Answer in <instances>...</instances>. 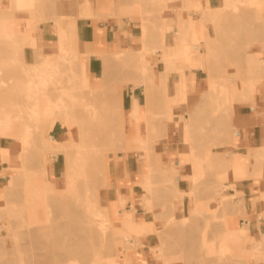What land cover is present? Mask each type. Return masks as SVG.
Instances as JSON below:
<instances>
[{
	"label": "rangeland",
	"instance_id": "obj_1",
	"mask_svg": "<svg viewBox=\"0 0 264 264\" xmlns=\"http://www.w3.org/2000/svg\"><path fill=\"white\" fill-rule=\"evenodd\" d=\"M87 1L89 0H0V117L5 119L11 126H18V128L9 129L6 125L2 126L0 124V135L3 132L0 136V147H4L7 150L4 151V149H1V152L4 157L6 156L5 152H7L8 155L3 161H1L0 165V252L2 251L1 254L3 253L2 256L0 254V257H3L4 259L8 258L6 261L1 259L3 262L0 263L10 261L12 256L16 257L19 254V258H17L18 256L16 257L17 260L19 259L18 262L13 260L15 257L12 259L14 262L16 261L15 263L30 264V262H28L30 261V255L27 256L28 251L21 247V244L24 246V244L28 242H22L24 240L23 237L26 236L24 233L28 231L29 227L39 225V223L35 222L36 219L42 217L45 219L47 215L46 213L52 209L51 205L55 203L54 199L57 198L55 196L59 197L64 193L69 192V189H71L72 186L68 189L64 184L67 173L66 170L68 169V166L72 164V161L75 163H73L70 168H75L74 164L77 165L78 163L81 166L82 164H80V162L83 159L81 163H84L82 165V170L84 171H79L80 174H82V177L80 176L82 183L80 184V180H77L80 179L79 177L75 178L76 182L73 181L74 177L71 174H73L74 171L72 173L70 172L71 174L69 173V176L73 179L68 177V183L69 181L73 183L75 182L74 184L76 186L79 185L77 187L81 186L82 188L80 187L79 191L77 188L75 189L74 185L70 192L77 195L79 194L80 198H83L84 196V202L87 200L86 198H88V201H86L88 203L90 200V203L93 202L94 199L98 197L99 207L96 206V208L93 206V208H91L89 206L88 212L90 213L92 211L90 213L91 217L88 216L90 217L88 220L89 222L86 221L88 224L85 222L87 226H90L91 228V235H89L90 233L87 234L89 235V237L87 236L89 244L87 242H83V244H88L89 247H86L90 250V252L88 250L90 256L88 255L89 258H86L87 256L83 255L86 259L83 258L81 260V255V258H78V261H74L72 264H92L96 260H101L100 264H134L129 258L130 254L145 246L150 248L152 258L150 261L140 264H163L164 261L165 263L168 262L167 264H187L186 262L188 261L189 264L190 260L192 262V260L196 258L195 256H199L197 250L200 251V249H205L206 247L204 246H209V252H207L206 248L205 250H202L200 254L205 251L206 253L213 255L209 256L210 254H207V256L206 253H203L204 255H202V257L205 255L210 257L208 259L205 256V259L209 261H207V264H220L222 262V264H264L263 234L255 235L249 233L247 227L242 229L236 228L237 231L235 236L239 237L242 232L243 237L239 240H232V235L227 233V229H229L227 216L234 211H238L240 206L237 204V195L230 196L226 193L227 181L230 179L246 177L245 162L243 159L241 160L240 166L242 168L240 169V174L235 168V164L238 166L237 161L242 157L235 153L243 145V141L246 140L247 127L262 126L261 121L264 116V74L262 73L263 76H259L263 77V80L257 84L258 91L254 97L252 96L253 98L250 95L251 98L249 99L247 95H245V97L241 96L242 98L239 97V99L235 98L238 101H240L241 98V102L243 98H247L248 101L245 100L247 103H245V101L242 103L237 102V100L230 102L228 98L224 100L218 91L220 88L219 84L226 83V76L233 78V80H241V77H243L245 73L250 75H245V78L243 77L244 79H249L250 77L255 76L249 72L243 73L244 70H241L243 68L239 69L242 64L245 67L247 63V70L255 66L249 58L252 56L251 53L254 57H257L261 65L264 66V50H262L264 49V0H256L257 3L256 1L251 2L249 0H242V2L241 0H232V2L235 3H233L234 5L230 0H226V2H224L225 0H220L219 8L215 11L214 9L213 11L210 10L212 13L210 12L209 16L213 15V17L211 16L212 18H209L211 22L207 21V12L209 10L202 9V4L200 2H193L191 0H189L188 3L184 2V0H148V3H145L146 0H103L102 2H99L98 0H90L92 4H88ZM223 2L225 5L228 2L230 3L223 6ZM239 3L241 5H239ZM244 3L245 5L248 3V5H252L255 8L253 9L252 6H248L252 9L249 8V12H246L247 6L244 5L246 8L243 7L242 9L245 8V17L242 16L244 14L241 13L243 11L241 10V7ZM220 8H222V12ZM225 8L227 10H225ZM228 10L229 14H226ZM239 10H241V12H239ZM203 12H206L204 16ZM215 12L221 13H218V15L215 16ZM223 12H225L224 15ZM198 13L200 15H198ZM230 14H234V17L237 16V20L233 17L232 21H228L232 17ZM238 14H242L241 17L238 16ZM225 16L230 18H227V20ZM254 16L255 18H253ZM184 17H189L195 22L197 21L196 23L200 25L205 36L211 38L210 42L212 40L215 45L218 44L220 46L222 44L220 41L221 39L217 37L218 35L219 37L224 38L223 42H225V44L220 46L223 49V52L226 50L224 52L225 54L223 53L224 56L220 50L221 48L218 45L214 47V44L212 43V49H214L213 52L216 53L219 49L220 52H218L221 53L220 57L221 55L222 57L220 59L218 56L219 53H217L218 55L215 54L216 57L213 55L211 58L212 61L209 60L208 63H205V65H209L207 66V69L199 66V60L206 59L205 52L208 50L207 41V45H204L205 39H201L199 42V51L196 52L195 48L192 47L196 42L193 41L192 36L189 34L187 35L190 36V38L188 37L187 39H190L188 41H190L189 44L193 50L192 57L194 58V65L191 66L189 60L181 63L178 61L176 62L175 60V57L184 58V54H186V52L184 53V50H186V43L180 40L181 38L179 39V43H177V40L174 41V37H176L177 33H180L178 28L180 22L179 19L182 21V18ZM203 17H207V19ZM221 18L223 19L221 20ZM204 19H206V22H204ZM106 20H114L118 23L126 22L134 27L141 37L135 39L133 46L124 53L117 56L103 57L105 66L103 78L100 81H96L93 88L89 85L88 79L86 78L84 58L78 49V31L80 25L85 24L88 21L104 22ZM233 20L237 23L238 21L245 20L240 22L242 24L239 23L240 26L242 25L244 27H240L237 24L240 27V30L234 25L235 22ZM144 22L149 33H147L149 35L148 40L152 43L151 44L148 41V48L150 50H148L146 57L148 65L153 67L154 70V74H150L151 76H154L149 79L153 80L154 78V80L152 82L150 81L151 83L149 84L151 85L149 89H145L146 86H136L135 82L140 78L132 71L131 66L128 63L130 61L129 53H137L142 49V26L145 25ZM228 23L230 24L228 25ZM231 24H233V26ZM224 26L226 28L230 26L232 29L227 30ZM242 28H245V34ZM154 31H156V33ZM157 31L160 32V34ZM43 32H47V34L53 39L50 43L51 48H53L52 54L44 52L42 41ZM150 34L156 39L150 37ZM243 34L244 36L246 35L245 38ZM156 35H159L160 37ZM228 35H230V39ZM158 41H161L162 44H160V42L158 43ZM244 41L246 44L248 42V49L246 47L247 45L244 44ZM153 44H156L155 47H153ZM209 45L211 46V44ZM143 46L148 49L146 43H144ZM156 47L157 49H155ZM204 47L207 48L205 49ZM151 49H153V51ZM246 49L249 50L248 52L250 55H248L249 53H247ZM164 52H166V55H164L166 56L165 58L163 57ZM228 53H231L232 55ZM217 58L220 59V63L226 64H223L224 66L219 64ZM227 59H233L236 62H230L227 61ZM242 59L243 61H241ZM209 62L214 63L213 66H215V68H218L221 73H226L227 75H222L223 78L218 75L221 79L216 78L217 76H214L215 73L211 74L210 72V67L213 66L212 64H209ZM9 71L15 76L12 75V73L10 74ZM75 71H78L77 74ZM213 71L217 72L218 70L213 69ZM73 72L75 73V76ZM220 72L218 74H220ZM181 73H184L186 80V87L184 89L186 90H184V95H177L176 89H179L180 91L183 90L182 81L174 86V84L179 81ZM241 73H243V76ZM8 74L11 76H8ZM215 75H217V73ZM191 77L198 78L196 86L191 85L192 82L189 83ZM259 77L257 76V78ZM215 78L220 79L218 80L220 82L214 80ZM211 80L214 82L217 81L215 82L216 84L219 83L218 90L215 92L220 95V98L216 93L211 96V93L214 92L205 96L208 91L210 92L209 83ZM8 82H11L13 86L10 83V87ZM7 86L10 90L5 91L8 89ZM133 89L142 94L143 100L145 101L144 109L147 112V117L143 118L142 109L138 106V99L135 98L132 103V110L129 113V117L131 121L141 124L142 134L136 130L129 139V136L125 131V124L121 121L125 118V112L122 114L120 106L118 108V105L123 102L122 91L124 90L128 96L131 95ZM86 91L89 94H87ZM201 94L205 95L201 97ZM89 95L92 96V98ZM96 95L99 97H96ZM203 97H206V99H203ZM88 98H91V100ZM98 98L100 99L97 102ZM199 98H202L203 103ZM86 99H88L89 102ZM250 99H253L252 102H249L251 101ZM135 101L136 107H134ZM93 102H95V104ZM99 103H102L101 106ZM218 104L220 107H217ZM197 105L201 106V108H198ZM80 107L83 111L85 110V112H81ZM209 107L211 109H209ZM206 108H208L210 112L212 110L216 114L219 113L215 111L221 108L219 111L223 116L221 114V116H216L215 120H217L218 117V120L216 121L218 122L217 124H212L214 122L213 119L211 123L213 126L210 124H208V126L207 123L205 125V121L208 122L215 115L213 112L210 113ZM90 110H93L94 114ZM111 110H113L114 113H112ZM199 110H201L202 113H198ZM205 111L209 112V116H207L208 112ZM76 112L78 114H75ZM79 112L81 115H79ZM97 113L100 115H97ZM206 113V117H209L210 119H204V114ZM90 114L93 115L90 117ZM109 114H115L116 116L112 115L111 118ZM211 114L214 115L210 117ZM73 115L77 119L78 116L80 117L78 120H75L74 118L73 121ZM84 116H87V118ZM96 116H100L101 118H97ZM224 116L227 117L223 118ZM200 117L204 119V121H202ZM111 119H114L113 123ZM79 120H81V122ZM210 122L211 120L208 123ZM219 123L221 125L224 124L226 128L219 125ZM88 125L91 126V131L87 128ZM103 125L108 127H105V130H103ZM214 125H218L219 128L214 127ZM32 126H34L35 129ZM151 126H156L157 128L155 129ZM210 127L214 129L210 130ZM121 128L123 131H121ZM150 128L155 129L156 132L154 130L153 133H151V130L149 131ZM223 128L224 130H221ZM30 130L34 131V133ZM216 130L218 132H216ZM88 131H90L91 135H89ZM61 132L63 133V137L61 136L59 138V133ZM32 133L34 136H31ZM149 133L152 135H149ZM239 135L241 136L239 137ZM206 136L208 137L206 138ZM38 139L40 143L38 141L36 142ZM121 139H124L125 144ZM64 140L68 141L65 143V146L68 148L70 146H74V148L77 147L75 149H78L79 152L81 151L82 155L81 152H76V155L73 154V156L69 155L71 156V159L73 157V160L71 161L66 154L59 153L58 151L61 150V146L64 145L62 142ZM123 145L125 146L123 147ZM58 146H60V150ZM48 147H51L50 150H54L50 151L47 149ZM72 147L69 149L75 150L72 149ZM165 147H169L170 150H165ZM129 151H131L130 153L143 151L144 165H149V172L145 177L146 181L142 185L144 195L140 198H136L133 194L129 204V207H132V211L124 212L123 217H117L115 214L113 218L109 214V200L107 197L109 186L107 178L108 162L110 158L116 157L119 153L127 154ZM33 153L34 155L36 154V156L33 157ZM54 155L61 157L59 160L62 168V175L60 178H53L52 166L54 163ZM102 155L104 159L101 157ZM76 157H79V159ZM34 159H36V162H34ZM66 160L67 163H69L68 166L65 162ZM68 160H70V162ZM29 161H31V164ZM92 163L94 164L92 165ZM178 163L180 165L179 167H177ZM185 164L191 166L194 175L191 182H189L191 190L187 194V197H185L186 194L180 193L181 190L177 187L176 182L177 176H179V178H184L182 171ZM263 164L264 150H262L256 158L255 169L258 177L263 176ZM93 166L96 169L93 168ZM197 168L201 169L199 176H196L194 173ZM90 171H95L97 174L95 175V173H91ZM77 172L78 171L74 174L79 176V173ZM92 174L96 177H94V175L92 176ZM16 177L17 179H15ZM83 177L86 179L84 180ZM95 179H97V181ZM99 180L101 181L98 182ZM21 187H23V189ZM66 189L68 191H66ZM17 190L21 191H18V195H16ZM76 190H78L77 193ZM83 193H86L88 196H80V194ZM51 195L53 196L52 198ZM21 196L22 198H20ZM48 199L49 202L51 200L50 204L47 203ZM79 201L82 203L81 199ZM86 202L85 204L87 205L88 203ZM119 202L121 207L126 210V204L128 202L122 197ZM22 205L24 208H21ZM179 205H184L185 207V218L181 220L176 219L175 215ZM19 207L22 210L19 209ZM87 209L85 211H87ZM138 209H141L142 212L151 214L154 222L149 223L137 221L143 217V215L138 214ZM19 210L24 212H20ZM22 213H24V215ZM86 214L88 215V213ZM86 214L84 215L86 216ZM23 219L25 220V223L22 221ZM82 219L84 220V218ZM183 222L185 226L187 225V228L190 225L192 229V223L193 228L196 227L197 229H192L191 231L193 232L189 230V232H191V236L189 235L190 238L195 234L198 235V237L199 235L201 237L204 233L207 235V240L204 236L205 234L203 235V238L201 237L203 240L200 237L197 240V237H195L196 235L194 236L195 238L192 239L197 244L201 239L200 244L203 247L201 248V245L198 244L196 249L197 244L195 245V243H193L195 246H193V244L190 245L195 247L194 252H197L195 254L192 253V247L189 248L188 241L184 235L186 232L187 235L189 234L188 229L182 227L183 229L181 228L180 232L185 229L186 232L184 231V233H182L183 235L181 234V237L180 235L178 238L176 237L177 233L175 231L177 229L179 232L178 228L184 225ZM180 223H182V225ZM23 224L25 227L22 226ZM173 224H175V226H173ZM178 224H180V226ZM19 225L21 228H19ZM168 227L169 230L173 228L176 229L175 231L174 229L173 231H167ZM22 230L24 231L22 232ZM195 230L196 232L194 233ZM171 232L172 236L174 234V237L171 236ZM180 232L178 234H180ZM11 235L12 238L10 239ZM175 237L178 240H176ZM26 239L29 240L28 237ZM183 239H185V241ZM204 239L207 242H205ZM170 240L173 244L175 243L173 248ZM179 240L181 243L178 242ZM192 240L189 242H193ZM18 241L20 242V245L18 244ZM174 241H177V243L180 244H177ZM204 243L207 244L205 245ZM176 244L179 247L184 246L189 249L188 251L185 248L188 253L190 252V254L192 253V256L194 255V258L192 259V256L190 254L188 255L186 251H180L183 248L181 247V249H178ZM11 246L15 248V250L9 248ZM173 249L174 252L172 251ZM177 249L180 253L177 252ZM8 250L9 252L11 251V253H14V251L16 253H12L13 255L10 253L12 256L6 257V252H8ZM23 250L24 252H22ZM23 253L26 255L24 259H28V261L23 259ZM183 253H187L190 260H187V256H185L186 254ZM165 257H168L166 258L168 261L164 260ZM199 257H197L196 260H193V262H195L192 264H201V259L199 262L197 261ZM223 257L227 260H223ZM169 258L171 260H169ZM87 259L89 260L85 261ZM205 259H203L204 264H206ZM23 260L25 262H23ZM183 260H186V262Z\"/></svg>",
	"mask_w": 264,
	"mask_h": 264
},
{
	"label": "bare ground",
	"instance_id": "obj_2",
	"mask_svg": "<svg viewBox=\"0 0 264 264\" xmlns=\"http://www.w3.org/2000/svg\"><path fill=\"white\" fill-rule=\"evenodd\" d=\"M99 2H102L103 0H98ZM117 1V0H116ZM141 1V0H140ZM145 1V0H144ZM148 0H146L145 1V3L147 2ZM188 1L189 0H184V2H186V3H188ZM227 1H229V0H227ZM231 1V3L233 4L234 2H232V0H230ZM234 1H236V0H234ZM240 1V0H239ZM247 1V0H246ZM249 1H251V2H255L256 0H249ZM258 1V0H257ZM257 1H256V3H257ZM260 1V0H259ZM217 2V1H216ZM224 2H226V0L224 1ZM224 2H223V6L225 5L224 4ZM238 2V1H237ZM241 2H242V0H241ZM87 3L88 4H92L91 3V1L89 0V1H87ZM142 3V2H141ZM144 3V2H143ZM148 3V2H147ZM218 3V2H217ZM228 3H230V2H228ZM228 3H226V5L228 4ZM195 4H197V3H195ZM235 4V3H234ZM233 4V5H234ZM127 5V4H126ZM125 5V6H126ZM129 5V4H128ZM213 5V4H212ZM225 5V6H226ZM232 5V6H233ZM239 5H241L240 3H239ZM245 3L242 5V7H241V10H243L242 12H241V10H239V12H241L242 14H244L245 12H244V9L246 8L245 6H247V11L246 12H249L248 11V9L250 8V9H255L252 5H248V3L245 5ZM248 6H252V8L251 7H248ZM142 7H143V4H142ZM198 7L200 8V6L198 5ZM228 7V6H227ZM243 7H245L244 9H242ZM256 7H258V6H256ZM259 8V7H258ZM218 9V8H217ZM221 9V12H222V8H220ZM219 9V10H220ZM249 9V10H250ZM212 11H213V9H211ZM216 9H214V11H215ZM225 10H227L226 8H225ZM201 11H202V9H201ZM218 11V10H217ZM233 11V10H232ZM232 11H230V12H232ZM143 12V11H142ZM197 12V11H196ZM211 11L209 10L207 13V15H208V20L207 21H209V22H211L210 21V19L209 18H212L213 17V15H210L209 16V13H210ZM221 12H218V13H221ZM188 13V12H187ZM193 13H194V11H193ZM212 13V12H211ZM216 13V12H215ZM218 13H216V14H214L215 16H217L218 15ZM224 13L225 12H223V15H224ZM237 13H238V11H237ZM237 13H234V14H237ZM195 14V13H194ZM200 14H201V12H200ZM199 13H198V15H200ZM206 14V12H203V16ZM226 14H229V10L227 11V13ZM225 14V15H226ZM231 15L230 14V16H232L231 17V19H227V18H230V17H226V19L228 20V21H232V18L235 16V15ZM241 14V15H242ZM145 15V14H144ZM206 15V16H207ZM220 15V14H219ZM222 15V16H223ZM241 15H239L238 14V16H240L241 17ZM142 16V15H141ZM212 16V17H211ZM221 16V15H220ZM229 16V15H228ZM242 16H246V14H244V15H242ZM250 16H251V14H250ZM252 16H253V13H252ZM251 16V17H252ZM145 17H146V15H145ZM181 17V16H180ZM197 17V16H196ZM224 17V16H223ZM239 17V18H240ZM244 17H243V19H244ZM247 17H249V16H247ZM185 18H186V20H185ZM203 18H206L207 19V17H203ZM234 18H236V20H237V16L236 17H234ZM238 18V19H239ZM250 18V17H249ZM253 18H255V16L253 17ZM206 19H204V22H206ZM214 19V18H213ZM218 19V18H217ZM223 18H221V20H222ZM240 19H242V18H240ZM147 20V19H146ZM149 20H150V18H149ZM149 20H147V21H149ZM185 22H184V21ZM216 20V19H215ZM235 20V19H234ZM233 20V21H234ZM143 21H145V20H143ZM179 32L180 33H177V35H176V37H174L175 39H174V41H176L177 40V43H179V39L180 40H182V41H184V43H186V50H184V53L186 52V54H184L185 55V57L184 58H177V57H175V60H176V62L178 61V62H183V61H188L189 60V63H191V66L192 65H194V58L192 57L193 55H192V47L193 48H195V51L196 52H198L199 51V42H200V40L201 39H205V44L204 45H207V43H208V52L206 51L205 52V56H206V59L205 60H203V59H200L199 60V66L201 67V68H205V69H207V66H209V65H205V63H208V61L210 60V61H212L211 60V58H212V56L214 55L215 57H216V55L215 54H217V53H219L220 52V50H221V52H222V54L226 51H224L223 52V49L220 47V46H223L222 44H225V42H223V40H224V38H221V37H219V35L217 36L218 38H220L221 40V45L219 46L218 44H216V45H218L221 49L219 50L218 49V51L216 52V53H214L213 51H214V49H212L213 48V45H212V40H211V42H210V39L211 38H208V37H206L205 36V34H204V32L201 30V28H200V25L199 24H197L195 21H193L192 19H190L189 17H184V18H182V21H181V19H179ZM227 21V22H228ZM243 21H245V20H243ZM242 20L241 21H238V23L236 22V21H234L233 23H234V25H236L239 29H240V27H244V26H240L239 25V23L240 22H243ZM150 22V21H149ZM184 22V23H183ZM221 22V21H220ZM223 22V21H222ZM189 23H190V25H189ZM225 23V22H224ZM231 23V22H230ZM230 23H228V25L230 24ZM143 24V23H142ZM144 24H145V22H144ZM191 24H192V26H191ZM213 24V23H212ZM240 26H238V25ZM240 24H242V23H240ZM221 25V24H220ZM224 25V24H223ZM226 25H227V23H226ZM225 25V26H226ZM232 26H233V24H231ZM189 26H191V27H189ZM224 26V27H225ZM231 26V27H232ZM236 26H234V27H236ZM143 28H142V49H141V51L140 52H137V53H129V58H130V61L128 62L129 64H130V66H131V69H132V71L136 74V75H138L139 76V80L138 81H136L135 82V84H136V86H146L145 87V89H149V87H150V85L151 84H149V83H151L153 80H154V78H153V80L152 79H149L150 77H153V76H151L152 74H154V70H153V67H151V66H149L148 65V62H147V52H148V50H150L149 48H148V29L146 28L147 26H146V24L145 25H143L142 26ZM228 27V26H227ZM220 28V27H219ZM226 28V27H225ZM237 28V29H238ZM159 29V28H158ZM227 30L229 29H232V28H230V26L228 27V28H226ZM243 29V28H242ZM241 30V29H240ZM244 31V34H245V28L243 29ZM153 31V30H152ZM161 31V30H160ZM155 33H156V31H154ZM158 32V31H157ZM228 32V31H227ZM241 32V31H240ZM248 32V31H247ZM148 33V34H147ZM151 33V32H150ZM159 34H160V32H158ZM242 33V32H241ZM187 34H189L190 36H192V39H193V41H195L196 43L192 46V44H191V46L192 47H190V44H189V42L190 41H188V40H190V39H187L188 37L190 38V36H188ZM228 34V33H227ZM231 34V33H230ZM244 34H243V36H244ZM215 35H217V34H215ZM221 35H223V34H221ZM220 35V36H221ZM252 35V34H251ZM156 36H159V35H156ZM174 36V35H173ZM243 36H242V38H243ZM246 36V35H245ZM245 36H244V38H245ZM150 37H153V35L151 36V34H150ZM150 37H149V39H150ZM160 37V36H159ZM159 37H158V39H159ZM216 37V38H217ZM224 37V36H223ZM228 37H229V39H230V35H228ZM153 38H155V37H153ZM243 38V39H244ZM152 39V38H151ZM156 39V38H155ZM187 40V41H186ZM215 40V39H214ZM227 40H228V38H227ZM231 40H233V39H231ZM242 40V39H241ZM162 41V40H161ZM161 41H158V43L160 42V44H162L161 43ZM186 41V42H185ZM192 41V40H191ZM206 41H207V43H206ZM218 41H219V39H218ZM150 42V41H149ZM154 42V41H153ZM164 42V41H163ZM241 42V41H240ZM245 42V41H244ZM144 43H146V46H147V48L148 49H146L143 45H144ZM151 43V42H150ZM157 43V42H156ZM233 43V42H232ZM231 43V44H232ZM249 43H250V41H249ZM152 44V43H151ZM176 44V43H175ZM201 44V43H200ZM209 44H211V46L209 45ZM214 44V43H213ZM244 44H246V42L244 43ZM247 44H248V42H247ZM246 44V45H247ZM154 45V44H153ZM156 45V44H155ZM155 45L153 46V47H155ZM164 45V44H163ZM215 44H214V47L216 46ZM160 46V45H159ZM239 46V45H238ZM161 47L163 48V46L161 45ZM218 47V48H219ZM225 47V46H224ZM240 47V46H239ZM238 47V48H239ZM245 47V46H244ZM247 47V49L249 48L248 47V45L246 46ZM203 48V47H202ZM205 48V47H204ZM207 48V47H206ZM205 48V49H206ZM155 49H157V47L155 48ZM160 49V48H159ZM164 49V48H163ZM166 49V48H165ZM217 49V48H216ZM244 49V48H243ZM246 49V50H247ZM152 51H153V49H151ZM245 50V49H244ZM262 50H264V49H262ZM166 51V50H165ZM239 51H240V49H239ZM249 50H247V53H249L248 52ZM150 53V52H149ZM163 53V52H162ZM207 53V54H206ZM246 53V52H245ZM246 53V54H247ZM220 54L221 53H219V57H220ZM225 54V53H224ZM224 54H223V56H224ZM228 54H231V53H228ZM241 54V53H240ZM243 54V53H242ZM164 55H166V52H164V54H163V57L165 58L166 56H164ZM232 55V54H231ZM244 55V54H243ZM248 55H250V53L248 54ZM251 55L252 56H250L249 58H250V61L252 62V63H254L255 64V66L254 67H251L249 70H247V65H248V63H247V65H245V67H246V70H245V67L243 66V64H242V66L241 67H239V69H241V68H243V69H241L242 71L244 70V72L243 73H245V72H249V73H251V74H253V75H255V76H252V77H250L249 79H244L245 78V75H250V74H246L245 73V75L243 76V73H241L242 74V76L244 77H241L242 79L241 80H233V78H231V77H227L225 74H223V73H221L220 72V70L218 69V68H215V66H213V64L214 63H211V62H209V64H212V66L214 67H210V72H211V74L213 73H217V75H215L214 74V76H217L216 78H220L222 75H225L226 76V83H221V84H219V83H215V82H217L218 80H220L221 78H223V76L220 78V79H214V80H217V81H213V80H211L210 81V83H209V87H210V92L208 91L207 93H206V95L205 94H201V97L203 96V95H205V96H207V95H209L211 92H214V93H211V96H213L212 94H215L216 92L215 91H217L218 90V84H219V94H221V96H222V99H224V100H226L227 98H228V100L230 101V102H232V101H235V100H237V99H235V98H238L239 99V97H241V96H243V97H245V95H247L248 96V99L249 98H251L252 96L254 97L255 95H256V93H257V84L258 83H260L262 80H263V77H259V76H263L262 75V73L264 74V66L263 65H261V63H260V61H259V59L257 58V57H254L253 56V54L251 53ZM218 57V58H219ZM221 57H222V55H221ZM221 57H220V59H221ZM217 58V60L219 61L220 59H218ZM236 58V57H235ZM171 59V58H170ZM170 59H168V60H170ZM174 59V58H173ZM199 59V58H198ZM170 61H172V60H170ZM227 61H230V62H232V61H234L233 59L232 60H230V59H227ZM239 61V60H238ZM241 61H243V59L241 60ZM173 62V61H172ZM223 62V61H222ZM234 62H236V61H234ZM233 62V63H234ZM240 62V61H239ZM245 62V61H244ZM180 63H177V64H180ZM219 64H221V65H225L226 63H220V61L218 62ZM232 63V64H233ZM263 63H264V60H263ZM218 64V65H219ZM168 65H169V61H168ZM215 65H217V64H215ZM221 65H219L220 67H222ZM223 65V66H224ZM235 65H237V64H235ZM240 65H241V63H240ZM179 66V65H178ZM177 66V67H178ZM181 66V65H180ZM232 66V65H231ZM230 66V67H231ZM250 66V65H249ZM237 67V66H236ZM235 67V69L237 70V68ZM173 68V67H172ZM211 68H213L214 70H218L219 72H220V74H218L219 72L217 71V72H215V71H213V69H211ZM223 68V67H222ZM226 68V67H225ZM103 69H104V66H103ZM165 69V68H164ZM170 69V68H169ZM238 69V70H239ZM201 70V69H200ZM240 70V71H241ZM164 71V70H163ZM208 71V70H207ZM213 71V72H212ZM222 71V70H221ZM10 72V74L12 73L11 71H9ZM78 72V71H77ZM77 72L75 71V73L77 74ZM210 72H207V73H210ZM74 73V72H73ZM75 73H74V76H75ZM163 73V72H162ZM10 74H8V76L10 75ZM151 74V75H150ZM12 75H14L13 73H12ZM150 75V76H149ZM165 75V74H164ZM208 75V74H207ZM218 75L220 76V77H218ZM11 76V75H10ZM15 76V75H14ZM13 76V77H14ZM77 76V75H76ZM257 76L259 77V78H257ZM12 77V78H13ZM213 77V76H212ZM207 78H208V76H207ZM214 78V77H213ZM224 80V79H223ZM228 80V81H227ZM151 81V82H150ZM182 81V91H180L179 89H176V94L177 95H184L185 93H184V90H186V89H184L185 87H186V80H185V77H184V73H181V77H180V79H179V81H177L176 82V84H174V86H176L177 84H179V82H181ZM218 82H220V81H218ZM9 83V82H8ZM11 83V82H10ZM10 83H9V85H10ZM88 83V82H87ZM12 84V83H11ZM8 85V84H7ZM5 86V85H4ZM12 86H13V84H12ZM8 87V86H7ZM10 87H11V85H10ZM4 88V87H3ZM12 89V88H11ZM7 90H10L9 89V87H8V89H6L5 91H7ZM13 90V89H12ZM4 92V91H3ZM3 92H1V93H3ZM11 93V92H10ZM86 93H87V91H86ZM85 94V93H84ZM87 94H89V93H87ZM217 94V93H216ZM219 94H217V95H219ZM251 97H250V96ZM90 96V95H89ZM89 96H86V97H89ZM186 96V95H185ZM184 96V97H185ZM246 96V97H247ZM91 98H92V96H90ZM96 97H99L98 95H96ZM252 97V98H253ZM83 98V97H82ZM91 98H88V99H90L91 100ZM95 98V97H94ZM206 99V97H203V99ZM219 98H220V95H219ZM242 98V97H241ZM241 98H240V101H238L237 100V102H241ZM88 99H86L88 102H89V100ZM96 99V98H95ZM100 98H98L97 99V102H98V100H99ZM199 99H201V101H202V103H203V100H202V98H199ZM212 99V98H211ZM244 99V100H243ZM242 99V102L243 101H248V99L246 98H243ZM82 100V99H81ZM93 100V99H92ZM102 100V99H101ZM251 101H249V102H252V100L253 99H250ZM200 101V102H201ZM245 101V103H247ZM87 102V103H88ZM241 102V103H242ZM248 102V103H249ZM94 104H95V102H93ZM123 103L124 102H121V104L120 105H118V108H119V106H120V110H121V112H122V114L124 113V110H123ZM202 103H199V104H202ZM91 104V103H90ZM98 104V103H97ZM100 104V103H99ZM102 104V103H101ZM101 104H100V106H101ZM186 104V103H185ZM93 106H95V105H93ZM99 106V107H100ZM198 106V105H197ZM207 106V105H206ZM217 106V105H216ZM82 107V106H81ZM81 107H80V109H81ZM87 107V106H86ZM92 107V106H91ZM96 107H97V105H96ZM96 107H94L95 109H97ZM98 107V108H99ZM134 107H136V101H135V104H134ZM201 108V106H198V108ZM217 107H220L219 106V104H218V106ZM90 108V107H89ZM88 108V109H89ZM93 108V107H92ZM197 108V107H196ZM204 108V107H203ZM76 109V108H75ZM95 109H94V111H95ZM100 109V108H99ZM101 109H102V107H101ZM206 109H208V108H206ZM209 109H211L210 107H209ZM208 109V110H209ZM217 109V108H216ZM77 110H79V109H77ZM98 110V109H97ZM198 110V109H197ZM201 110H204V109H201ZM201 110H199L198 111V113H202V111ZM215 110V109H214ZM219 110H221V108L219 109ZM219 110H217V111H215V112H218L219 114H216V113H214L212 110H211V112H213L214 114H211V116L210 117H212V115H214V117L212 118V119H210L209 117H206V115H207V113L206 114H204V119H207V118H209L210 120H211V122L210 123H208V122H206L205 121V125H206V123H207V125L208 124H210V125H212V124H217L218 122H216L217 120H218V117H217V120H215V118H216V116L217 115H220L221 114V112L219 111ZM60 111V110H59ZM83 110L81 109V112H82ZM87 111V110H86ZM90 111H92L93 112V110H90ZM90 111H89V113H90ZM112 111V113H114L113 112V110H111ZM83 112H85V110L83 111ZM120 112V113H121ZM191 112V111H190ZM205 112H208V111H205ZM209 112H210V110H209ZM209 112H208V115L207 116H209ZM210 112V113H211ZM57 113H60V112H57ZM56 113V114H57ZM96 113V112H95ZM111 113V112H110ZM204 113V112H203ZM53 114H54V112H53ZM75 114H78L77 112L75 113ZM93 114H94V112H93ZM93 114H90L89 116L91 117V115H93ZM99 113H97V115H98ZM116 114V113H115ZM115 114H112V115H115ZM59 115V114H58ZM79 115H81L80 114V112H79ZM83 115V114H82ZM84 115H85V113H84ZM96 115V114H95ZM95 115H94V117H95ZM100 115V114H99ZM110 115V114H109ZM112 115H110V117L112 116ZM222 115V114H221ZM220 115V116H221ZM76 116H78V115H76ZM88 116V115H87ZM87 116H84V117H86L87 118ZM116 116V115H115ZM219 116V117H220ZM223 116V115H222ZM79 117L80 116H78V119H79ZM89 117V118H90ZM97 118L99 117V118H101L100 116H96ZM109 117V118H110ZM114 117V116H113ZM225 117H227V116H224L223 118H225ZM1 118V117H0ZM74 115H73V118H72V120L74 121ZM85 118V119H86ZM112 118V117H111ZM201 118V117H200ZM202 118H203V116H202ZM201 118V120L202 121H204V119H202ZM221 118V117H220ZM77 118H75V120H76ZM77 119V120H78ZM90 119H92V118H90ZM213 119H214V122L212 123V121H213ZM103 120H105V119H103ZM112 120V119H111ZM111 120H110V122H111ZM114 120V119H113ZM113 120H112V123H113ZM224 120V119H223ZM227 120H228V118H227ZM80 122H81V120H79ZM119 121H120V117H119ZM121 121H123L124 122V124H125V118L124 119H122ZM221 122H223L222 120H220ZM219 121V122H220ZM225 121V120H224ZM104 122H106V121H104ZM220 122V123H221ZM227 122V121H226ZM107 123V122H106ZM121 123V122H120ZM212 123V124H211ZM219 123V125H221ZM0 124L2 125V126H7L9 129H11V128H18V126H16V125H9L8 124V122L5 120V119H0ZM4 124V125H3ZM36 124V123H35ZM89 124H90V122H89ZM104 124V123H103ZM108 124H109V122H108ZM230 124V123H229ZM33 125V124H32ZM106 125V124H105ZM105 125H103L104 126V129L103 130H105ZM110 125H111V123H110ZM204 125V124H203ZM114 126V125H113ZM113 126H111V127H113ZM209 126V125H208ZM213 126V125H212ZM221 126H223L224 128H226L225 126H224V124L223 125H221ZM228 126V125H227ZM32 127H34V126H32ZM90 125H88L87 126V128H89V130H90ZM108 127V126H107ZM106 127V128H107ZM122 127V126H121ZM151 127H153V126H151ZM214 127H218L219 128V126L218 125H214ZM36 128H37V126H36ZM153 128H157L156 126H154ZM224 128L223 129H221V130H224ZM230 128H231V126H230ZM34 129H35V127H34ZM33 129V130H34ZM155 129H152V128H150L149 129V131L151 130V133H153V131L155 130ZM214 128H211L210 127V130H213ZM84 130V129H83ZM110 130V129H109ZM111 130H112V128H111ZM209 130V129H208ZM217 130H219V129H217ZM216 130V132H218ZM221 130H219V131H221ZM228 130V129H227ZM226 130V131H227ZM31 132H33L34 133V131H32V130H30ZM37 131V130H36ZM79 131V130H78ZM91 131V130H90ZM90 131H88V133H89V135H91V133H90ZM121 131H123L122 130V128H121ZM148 131V132H149ZM155 132H156V130H155ZM223 132V131H222ZM221 132V133H222ZM33 133L31 134V136H34L33 135ZM38 133H40V132H38ZM123 133V132H122ZM122 133H121V135H122ZM220 133V132H219ZM224 133H225V131H224ZM3 134V132L1 133V135ZM36 134V133H35ZM0 135V136H1ZM88 135V136H89ZM149 135H152V134H150L149 133ZM206 135V134H205ZM37 136H38V134H37ZM81 136H82V134H81ZM80 136V137H81ZM36 137V136H35ZM40 137H41V135H40ZM208 136H206V138H207ZM38 138V137H37ZM90 138V137H89ZM32 139V138H31ZM30 139V140H31ZM36 139V138H35ZM34 139V140H35ZM82 139V138H81ZM81 139H80V141H81ZM33 140V139H32ZM90 140V139H89ZM112 140V139H111ZM110 140V141H111ZM122 140V139H121ZM39 142V139L38 140H36V142ZM79 141V140H78ZM77 141V142H78ZM123 142H124V139L122 140ZM30 142H32V141H30ZM63 142V144L64 145H62L61 146V150H60V146H58L59 147V150L60 151H58L59 153H62V154H66V156H68V158L69 159H71L70 157L71 156H69V155H72L73 156V154H75L76 155V152H78V153H80L79 152V150L77 151L75 148H77V147H75L74 148V146L72 147V146H70V147H72V149H75V150H70L67 146H65V143H67L68 141H62ZM112 142V141H111ZM119 142V141H118ZM40 143V142H39ZM38 143V144H39ZM81 143V142H80ZM113 143H114V141H113ZM122 143V142H121ZM120 143V144H121ZM78 144V143H77ZM89 144H90V142H89ZM124 144H125V142H124ZM32 145V144H31ZM75 145H76V143H75ZM33 146V145H32ZM31 146V147H32ZM41 146V145H40ZM43 146V145H42ZM47 146V145H46ZM49 146V145H48ZM82 146V145H81ZM118 146H120V145H118ZM125 145H123V147H124ZM44 147V146H43ZM122 147V148H123ZM33 148V147H32ZM32 148H31V150H32ZM51 148V147H50ZM50 148L48 147L47 149H49L50 150ZM35 149V148H34ZM38 149V148H37ZM45 149V148H44ZM83 149V148H82ZM87 149H88V147H87ZM262 149V148H261ZM51 150H54V149H51ZM50 150V151H51ZM58 150V149H57ZM48 151V150H47ZM84 151V150H83ZM92 151V150H91ZM90 151V152H91ZM35 152H36V150H35ZM43 152V151H42ZM41 152V153H42ZM55 153H56V151H55ZM29 154H30V152H29ZM43 154V153H42ZM41 154V155H42ZM39 155V154H38ZM80 155V154H79ZM81 155H82V152H81ZM34 156H36V154L34 155V153H33V157ZM30 157V156H29ZM38 157V156H37ZM54 157H56V155H54ZM82 157V156H81ZM80 157V158H81ZM103 159H104V157H103V155L101 156ZM66 158V157H65ZM67 158V159H68ZM76 158H78L79 159V157H76ZM97 158V157H96ZM99 158V157H98ZM40 159V158H39ZM243 159V157H241L238 161H237V164H238V166H236V164H235V168H236V170L238 171V173L240 174V172H241V160ZM28 160V159H27ZM30 160V159H29ZM33 160V159H32ZM36 159H34V162H36L35 161ZM56 160V159H55ZM73 160V157H72V159H71V161ZM38 161V160H37ZM40 161H42V160H40ZM69 162H70V160H68ZM74 161H75V158H74ZM82 161H83V159H82ZM81 161V162H82ZM243 161H244V159H243ZM30 162V164H31V161H29ZM29 162H28V164H29ZM66 163H67V160L65 161ZM80 162V164H84V163H81ZM72 164L73 163H75V162H71ZM76 163H78V162H76ZM68 164L69 163H67V166H68ZM72 164H70V166H68V169L66 170L67 171V173H66V178H65V186H66V188L68 187V189L70 188V186H74L75 184V178L76 177H79L80 178V176L82 175V174H80V172L79 171H81L83 168H82V165L80 166L79 165V163L77 164L78 166H79V168H78V166L77 165H75L74 164V166H75V168H70L71 166H72ZM94 163H92V165H93ZM40 165V164H39ZM102 165H103V163H102ZM30 166H32V165H30ZM95 166L98 168V166L95 164ZM100 166H101V164H100ZM30 168V167H29ZM40 168V167H39ZM38 168V169H39ZM93 168H95L94 166H93ZM66 169V168H65ZM80 169V170H79ZM96 169V168H95ZM6 170V169H5ZM32 170H33V168H32ZM94 170V169H93ZM98 170V169H97ZM231 170H232V168H231ZM34 171V170H33ZM74 171V173H76V171H78L77 173H79V176H76V174H71L72 172ZM82 171H84V170H82ZM81 171V172H82ZM27 172V171H26ZM71 172V173H70ZM91 172V171H90ZM74 177V180L73 181H75L74 183L73 182H71V181H69V183H68V179L71 177V176H69L70 174ZM84 173V172H83ZM91 173H95V175L97 174L95 171L94 172H91ZM91 173H90V177H91ZM194 173H195V175L196 176H199L200 175V173H201V169L200 168H197V169H195V171H194ZM42 174V173H41ZM84 175V174H83ZM94 174H92V176H93ZM94 175V177H96ZM231 175H232V172H231ZM18 177V176H17ZM17 177L15 178V179H17ZM19 177H20V175H19ZM24 177V176H23ZM23 177H22V179H23ZM69 177V178H68ZM82 177V176H81ZM89 177V176H88ZM233 177V176H232ZM25 178V177H24ZM84 178V177H83ZM71 179H73L72 177H71ZM70 179V180H71ZM86 178H84V180H85ZM87 179H89V178H87ZM90 179H92V178H90ZM24 180V179H23ZM77 180H80V184L82 183L81 182V178L80 179H77ZM93 180H94V178H93ZM96 181H97V179H95ZM25 181V180H24ZM91 181V180H90ZM95 181V182H96ZM101 180H99L98 182H100ZM22 182V181H21ZM79 182V181H78ZM94 182V183H95ZM70 183H72V184H70ZM23 184V183H22ZM36 184V183H35ZM76 184H79V183H76ZM84 184H85V182H84ZM97 184V183H96ZM77 186H79V185H77ZM76 185L74 186L75 187V189L77 188L78 190H79V188L81 187H77ZM84 186V185H83ZM100 186V185H99ZM23 187H24V185H23ZM23 187H21L22 189H23ZM64 187V186H63ZM72 187H71V189H72ZM17 188V187H16ZM28 188H30V187H28ZM82 188V187H81ZM84 188V187H83ZM21 189V190H22ZM71 189H69V192H70V190ZM27 190V189H26ZM33 190V189H32ZM74 190V189H73ZM78 190H76V193L78 192ZM18 191L19 190H17L16 192H17V194L16 195H18ZM43 191H44V189H43ZM66 191H68L67 189H66ZM80 191V190H79ZM85 191V190H84ZM83 191V192H84ZM19 192H21V191H19ZM23 192V191H22ZM69 192H67V193H64L63 195H61V196H55V197H57V198H53L54 200V204H52L51 206H52V209H50L46 214V217H45V219H43V217L42 218H38V219H36L35 220V222L36 223H39V225L38 226H32V227H29L28 228V231L26 232V233H24L28 238H29V240L28 239H26L27 237L26 236H21L20 234V236L21 237H23L24 238V240L22 241V242H26V241H28L27 243H25L24 244V246L21 244V247H23V249H25L26 251H28V253H29V251H30V253L28 254L27 253V256L28 255H30V261H28V259H24V257L26 256L25 255V253H23L24 255H23V259L24 260H26V261H28V262H30V264H72V262H74V261H78V258H81V260L84 258V259H86V258H89L88 257V255L90 256V254H88L89 252H90V250H89V246H88V237H89V235H91V228H90V226L88 227L87 226V222L86 221H88L89 220V218L91 217L90 216V213L92 212L91 210V212L89 213L88 212V210H89V206L91 207V208H93V206H98L99 207V198L97 197L96 199L98 200H96V199H94V201L93 202H91L90 203V201H89V203L88 202H86V201H88V198H86L87 200H85V202L86 203H88L87 205L85 204V202H84V200H83V198H84V196H83V198H80L79 197V194L77 195V194H74L73 192L71 193H69ZM75 192V191H74ZM82 192V191H81ZM98 192V191H97ZM96 192V193H97ZM80 193V192H79ZM20 194V193H19ZM24 194V193H23ZM98 194V193H97ZM21 195V194H20ZM19 195V196H20ZM81 195H85V197H87L88 195L85 193H83V194H80V196ZM87 195V196H86ZM49 196V195H48ZM198 196V195H197ZM35 197V196H34ZM34 197H32V198H34ZM47 197V196H46ZM53 196L51 195V198H52ZM20 198H22V196L20 197ZM19 198V199H20ZM50 198V199H51ZM59 198V199H58ZM81 199V201H82V203L79 201L80 199ZM18 199V200H19ZM85 199V198H84ZM93 199V198H92ZM23 200V199H22ZM52 200V199H51ZM51 200H50V202H51ZM241 201V200H240ZM50 202H49V199H48V201H47V203H49L50 204ZM23 204V203H22ZM49 204H48V206H49ZM163 204V203H162ZM241 204V203H240ZM86 205V206H85ZM47 206V208L49 209V207ZM21 208H24V206L22 205V207ZM20 207H19V209H21ZM88 208V209H87ZM97 208V207H96ZM87 209V211H85ZM22 210V209H21ZM20 211V210H19ZM88 213V215L85 213ZM95 211V210H94ZM20 212H24V211H20ZM30 213V212H29ZM23 215H24V213H22ZM84 214H86V216L84 215ZM26 215V214H25ZM45 215V214H44ZM83 215H84V217H83ZM92 215V214H91ZM35 216V215H34ZM43 216V215H42ZM88 216H90V217H88ZM20 217H21V215H20ZM25 217V216H24ZM23 217V218H24ZM86 217V218H85ZM27 218V217H26ZM82 218H84V220L82 219ZM21 219V218H20ZM25 219V218H24ZM22 220L23 222L25 221V220ZM29 219V218H28ZM32 219V218H31ZM170 219H172V218H170ZM169 219V220H170ZM27 221V220H26ZM28 222V221H27ZM87 224H86V223ZM89 222V221H88ZM180 222V221H179ZM25 223V222H24ZM29 223V222H28ZM91 223V222H90ZM89 223V224H90ZM175 223V222H174ZM186 223V222H185ZM169 224V223H168ZM181 225H182V223H180ZM180 224H178L179 226H180ZM183 224H184V222H183ZM92 225V224H91ZM172 225V224H171ZM176 225H177V222H176ZM191 225H192V229H196V227L195 228H193V224L191 223ZM226 225V224H225ZM16 226V225H15ZM22 226H24V224L22 225ZM173 226H175V224H173ZM178 226V227H179ZM187 226V225H186ZM185 226V224L184 225H182L180 228H178L179 229V232L181 231V228L182 227H184V228H186V229H188V232H189V230L191 231L192 229H191V226L189 225V227H190V229H189V227L187 228ZM195 226V225H194ZM258 226V225H257ZM25 227V226H24ZM27 227V226H26ZM93 227V226H92ZM226 227H227V225H226ZM225 227V228H226ZM13 228H14V226H13ZM16 228H18V227H16ZM15 228V229H16ZM19 228H21L20 227V225H19ZM90 228V229H89ZM228 228H229V223H228ZM93 229H94V227H93ZM92 229V230H93ZM104 229V228H103ZM174 229V228H173ZM173 229H171L172 231H173ZM176 229V228H175ZM175 229H174V231H175ZM183 229V228H182ZM185 229V230H186ZM227 229V228H226ZM18 230V229H17ZM106 230V229H105ZM171 230H169V227H168V230L167 231H171ZM184 230V231H185ZM197 230V229H196ZM196 230L194 231V233L196 232ZM205 230H206V228H205ZM21 231V230H20ZM24 230H22V232H23ZM107 231V230H106ZM184 231H182V232H180V234H178L179 232L177 231V229H176V233H177V238H178V236L180 235V237L183 235L182 233H184ZM227 233H229L230 235H232V240H234V239H236V240H239V239H242V237H243V235H242V232H241V234H240V236L238 237V236H235V234H236V228H229V229H227ZM107 232H109V231H107ZM186 232V231H185ZM191 232H193V231H191ZM191 232H189V234L187 235V232L184 234L185 235V238L187 239V243L189 244V248H191L192 246H190V245H192L193 243H195V245L197 244L196 242H194L192 239H194L195 237H197L196 239L198 240V238L200 237V235H199V237H198V235H192V237L190 238L189 237V235L191 236ZM19 233H21V232H19ZM90 233V234H89ZM106 233V232H105ZM167 233V232H166ZM9 234V233H8ZM12 234V233H11ZM87 234H89V235H87ZM107 234V233H106ZM169 234V233H168ZM167 234V235H168ZM182 234V235H181ZM197 234H198V232H197ZM205 234V233H204ZM203 234V235H204ZM109 235V234H108ZM203 235H201V237L203 238L204 236L206 237V240H207V235L205 234L204 236ZM18 236V235H17ZM88 236V237H87ZM168 236H170V235H168ZM171 236H172V232H171ZM170 236V237H171ZM188 236V237H187ZM195 236V237H194ZM7 237V236H6ZM26 237V238H25ZM87 237V238H86ZM172 237H174V234H173V236ZM171 237V238H172ZM175 237V238H176ZM200 237V238H201ZM9 238V237H8ZM12 238V235H11V237H10V239ZM18 238V237H17ZM84 238H85V241H84ZM176 238V240H178ZM189 238H190V240H189ZM201 238V239H202ZM26 239V240H25ZM182 239V238H181ZM180 239V240H181ZM200 239V240H201ZM172 240V239H171ZM170 240V241H171ZM175 240V239H174ZM180 240L178 241V242H180ZM184 241H185V239H183ZM183 240H182V242H183ZM193 241V242H189V241ZM200 240L198 241L199 243L198 244H200ZM203 240V239H202ZM204 241H205V239H204ZM204 241H201V242H204ZM19 242V241H18ZM21 242V243H22ZM83 242L84 243H88L87 245H84L83 244ZM174 242H176L177 243V241H174ZM205 242H207V241H205ZM169 243V242H168ZM171 243L173 244V242L171 241ZM181 243V242H180ZM180 243H177V244H180ZM19 245H20V242L18 243ZM171 244V246H172V248H173V246L175 245V243L172 245ZM176 244V246H178ZM186 244V243H185ZM184 244V245H185ZM198 244L196 245V249H197V246H198ZM205 244V243H204ZM207 244V243H206ZM205 244V245H206ZM194 244H193V246H195ZM201 245V244H200ZM199 245V246H200ZM13 246V245H12ZM9 247V248H12V249H14L15 250V248H13V247ZM15 246V245H14ZM86 246H88V247H86ZM170 246V247H171ZM20 247V248H21ZM181 247L183 248V249H181ZM181 247H179L178 246V249L180 248L181 250L180 251H183V252H187V250L189 251V249H187L186 247H184V246H181ZM187 247H188V245H187ZM204 247H206L205 249L207 250V252H209L208 251V247L209 246H204ZM185 248L187 249V250H185ZM201 248H203L202 247V245H201ZM3 249H4V247H3ZM7 249V248H6ZM178 249H177V252H178ZM199 249V248H198ZM204 248L203 249H200V251H198L197 250V252H199V256H201L202 257V255H204L203 253H206L205 251H203V253H201L200 254V252L202 251V250H205ZM242 249V248H241ZM5 250V249H4ZM11 250V249H10ZM21 250V249H20ZM88 250H89V252H88ZM176 250V249H175ZM191 250H193V254H195V253H197V252H194V250H195V247H192V249ZM211 250V249H210ZM243 250V249H242ZM7 251V250H6ZM5 251V252H6ZM13 251V250H12ZM25 251V252H26ZM170 251V250H169ZM173 252H174V249L172 250ZM180 251L178 252V253H180ZM2 252V251H1ZM1 252H0V254H1ZM8 252H9V250H8ZM8 252H6L7 254H6V257L7 256H12L14 253H16L15 251H14V253L12 254L11 253V251L9 252V254H8ZM22 252H24V250L22 251ZM22 252H21V254H22ZM188 253V252H187ZM187 253H183V254H186L185 256H187ZM191 253V254H192ZM3 254V253H2ZM2 254H1V256H2ZM171 254H172V252H171ZM171 254H169V255H171ZM177 254V253H176ZM176 254H175V256H176ZM190 254V252L188 253V255ZM190 254V255H191ZM207 254H210V253H206V255ZM5 255V254H4ZM19 255V254H18ZM17 255V256H18ZM82 255V256H81ZM86 255L87 257L85 258L84 256ZM174 255V254H173ZM205 255V256H206ZM16 256V257H17ZM21 256V255H20ZM81 256V257H80ZM192 256V255H191ZM194 256V255H193ZM192 256V259L194 258ZM198 255L197 256H195L196 258L197 257H199ZM205 256L204 257H202L203 259H205ZM208 256V255H207ZM206 256V258H210V257H207ZM209 256H213V255H209ZM13 257H15V256H12L11 258L13 259ZM15 257V258H16ZM189 256H187V260L189 259L188 258ZM201 257H199L198 258V262H199V260L201 259V261H202V263L201 264H204L203 263V259L201 258ZM219 257V256H218ZM222 257V256H221ZM8 258V257H7ZM7 258H1L0 257V260L1 259H4V261H6V259ZM13 259V260H16L17 262L19 261V259L17 260V258H19V256L16 258V259ZM166 258H168V257H165V259L164 260H167L168 261V259H166ZM171 258V257H170ZM169 258V260H171ZM175 258V257H174ZM180 258V257H179ZM196 258L195 259H193V260H196ZM229 258V257H228ZM9 259H10V257H9ZM12 259H10V261H7V262H4V263H0V264H18V263H15ZM177 259V258H176ZM181 259V258H180ZM186 259V258H185ZM214 259V258H213ZM212 259V260H213ZM226 258H224L223 257V260H225ZM12 260V261H11ZM23 260V262H25ZM89 259H87V260H85V261H88ZM190 260V259H189ZM193 260H192V262H191V260L189 261L191 264L192 263H194L193 262ZM215 260V259H214ZM220 260H221V258H220ZM227 260V259H226ZM243 260V259H242ZM21 261V260H20ZM178 261H180V260H178ZM182 261V260H181ZM183 261H185L186 262V260H183ZM196 261V262H197ZM205 261H206V264H207V261L208 260H206L205 259ZM229 261H230V259H229ZM233 261H234V259H233ZM247 261V260H246ZM0 262H3L2 260L0 261ZM171 262V261H170ZM177 262V261H176ZM184 262V263H185ZM209 262V261H208ZM221 262V261H220ZM20 263V262H19ZM101 263V260H96V261H94L92 264H100ZM164 263H165V261H164ZM163 263V264H164ZM168 263V262H167ZM167 263H165V264H167ZM175 263V262H174ZM181 263H183V262H181ZM187 264H188V261L186 262ZM189 263V264H190ZM210 263H211V261H210ZM212 263H213V261H212ZM214 263H216V262H214ZM218 263V262H217ZM223 263V262H222ZM222 263H220V264H222ZM239 263H240V260H239ZM23 264H25V263H23ZM27 264V263H26ZM29 264V263H28ZM171 264V263H170ZM196 264V263H195ZM199 264V263H198Z\"/></svg>",
	"mask_w": 264,
	"mask_h": 264
},
{
	"label": "crops",
	"instance_id": "obj_3",
	"mask_svg": "<svg viewBox=\"0 0 264 264\" xmlns=\"http://www.w3.org/2000/svg\"><path fill=\"white\" fill-rule=\"evenodd\" d=\"M191 1L200 2L202 4V9L205 10L217 9L220 6V0ZM140 37L141 36L136 32L135 28L126 22L118 23L114 20H106L104 22L88 21L80 25L78 31V49L84 58L86 78L88 79L89 85L94 88L95 82L102 80L105 69L103 57L117 56L124 53L133 46L135 39H139ZM42 41L44 52L52 54L53 48H51L50 43L53 39L47 32H43ZM197 80V77H191L189 83L192 82L191 85L196 86ZM122 97L124 102L123 110L125 112V131L130 139L131 135L136 130L142 134L141 124L131 121L129 117L133 100L135 98L138 99V106L142 109L143 118L147 117V112L144 109L145 101L143 100L142 94L138 93L135 89H133L131 95L128 96L123 90ZM261 123L262 126L247 127L246 140L243 141V145L235 153L236 155L242 156L244 159L246 177L230 179L226 182V193L230 196L237 195V204L240 206L238 211L228 214L227 223H229V228L242 229L247 227L249 233L255 235H264V169L263 176L259 177L256 175L255 169L257 155L264 150V116ZM62 134V132L59 133V138L61 136L63 137ZM240 136L241 135H239V137ZM1 149H4V151L6 150L4 147H0V165L1 161L8 156L7 152H5L6 156L4 157ZM165 150H170V148L165 147ZM130 152L131 151L127 154L119 153L116 157L110 158L108 162L107 178L109 186L107 197L109 200V214L113 218L115 214L117 217H123L124 212L132 211V207L130 208L129 204L133 194L136 198H140L144 195L142 185L146 181L145 177L149 172V165H144L143 151ZM60 159V156L54 157L52 166L53 178H60L62 175V168L59 162ZM179 166L178 163L177 167ZM182 172L184 178H179V176H177L176 182L177 187L181 190L180 193L186 194L185 197H187V194L191 190L189 182H191L194 175L189 164L183 166ZM121 197L128 202H126V210L120 205L119 201ZM138 210V214L143 215V217L137 221L154 222L151 214L142 212L141 209ZM184 214V205H179L175 212L176 219H184ZM129 258L134 264L148 262L152 258L150 248L145 246L137 249L130 254Z\"/></svg>",
	"mask_w": 264,
	"mask_h": 264
}]
</instances>
